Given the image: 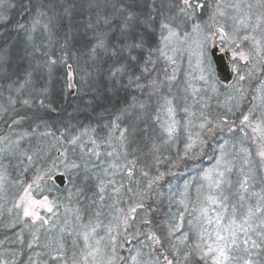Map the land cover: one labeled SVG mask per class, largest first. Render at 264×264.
Returning a JSON list of instances; mask_svg holds the SVG:
<instances>
[{
  "label": "rangeland",
  "instance_id": "374dc122",
  "mask_svg": "<svg viewBox=\"0 0 264 264\" xmlns=\"http://www.w3.org/2000/svg\"><path fill=\"white\" fill-rule=\"evenodd\" d=\"M189 2L181 0L173 12L164 3L159 55L167 75L152 76L146 87L158 94L153 119L163 139L145 153L130 145L133 118L147 115L142 104L137 116L128 111L129 128L115 122L106 139L87 134L79 156L71 147L77 144L70 142L18 188L9 168L26 135L9 131L13 123L0 125L5 131L0 134V219L19 230L15 239L0 241V264L16 263L5 254L10 250L2 249V243L16 241H24L29 251L25 264H193L189 255L205 264H254L264 218V185L255 183L257 176L264 181V0ZM5 14L0 11V19ZM44 25L38 19L26 30L30 54L13 48L0 55V120L19 98L36 97L43 89L38 76L17 83L13 69L20 56L31 62L36 55L48 57L46 40L38 46V31L48 32ZM215 46L229 53L227 82L217 75ZM34 72L45 79L48 69L39 65ZM73 81L69 70L70 91ZM162 141L173 146L169 158L157 154ZM80 168L94 181L88 197L74 185ZM58 175L64 177L62 185ZM55 186L65 192L58 195ZM228 193L237 194L236 209L230 210ZM192 230L199 241L190 253L186 242ZM124 242L131 247L120 252Z\"/></svg>",
  "mask_w": 264,
  "mask_h": 264
},
{
  "label": "trees",
  "instance_id": "16d2710c",
  "mask_svg": "<svg viewBox=\"0 0 264 264\" xmlns=\"http://www.w3.org/2000/svg\"><path fill=\"white\" fill-rule=\"evenodd\" d=\"M162 1L164 0H110L109 3L104 0H0V11L6 12V17L0 19L1 56L6 50L12 52L13 48L30 54L31 40L24 39L28 35L26 30L38 19L48 28V32H44L45 36L39 31L37 33L38 46L45 40L44 43L48 44L44 46L48 57L39 58L36 55V60L31 62L28 57L20 56L19 63L13 65L14 74L18 77L17 83L28 75L38 76L42 91L36 97H26L23 94L25 103L19 98L13 106L11 116L8 118L9 114L0 120V125L4 124L5 127H8V123H13L12 128L9 126V131L16 128L26 135L20 141V151L15 153L13 165L9 168L12 176L19 182L18 188L22 183H30L35 170L46 167L53 154L62 152L70 142L77 144L71 147L76 156H79L80 151L85 153L80 147L87 134L101 140L108 137L112 123L118 122L122 127L129 128L132 115H127L128 111L131 109L134 111L133 115L137 116V112L144 111L140 108L142 104L147 105V115L133 118L135 120L130 145H136L139 151L145 153L151 144L163 139L162 131L153 119L159 102L158 94L149 92L146 87L152 76L161 79L167 75L164 70L166 65L159 55L163 16L167 14L163 7L169 3L168 9L173 12L172 9L179 6L181 0ZM93 2L95 8L92 6ZM95 25L98 31H93ZM39 65L48 69L45 79L34 72ZM69 70L74 77V91L67 88ZM166 85L162 91H166ZM178 101L180 102L179 99ZM3 132V129L0 130V134ZM169 146L172 145L163 141L157 146V154L162 159L173 155V146L168 148ZM212 147L216 152L217 145L210 148ZM79 170L75 173L74 185L81 189L82 195L88 197L92 195L90 193L93 191L94 181L88 170ZM235 173L233 171L232 175ZM234 177L236 176L231 177L233 181ZM68 179L70 183V177ZM255 180L256 186L264 185L261 176H257ZM231 185L225 189L232 188ZM55 188L60 196L65 192L59 187ZM233 189L236 191L235 187ZM235 194L228 193L230 210L239 206ZM82 202L85 203V199ZM162 209H165L164 205ZM2 220L0 219V241L15 239L18 226L5 227V219ZM258 229L263 235L253 252L252 261L254 264H264V218ZM192 232L186 242L190 253L197 249L199 241L196 231ZM23 244L24 241H16L9 246L2 243V249L10 250L5 253L7 257L13 255L16 262L14 264H25L28 259L29 251ZM127 246L124 242L119 251ZM189 257L193 264L206 263L202 257ZM42 259L44 255L41 261Z\"/></svg>",
  "mask_w": 264,
  "mask_h": 264
},
{
  "label": "water",
  "instance_id": "95a60500",
  "mask_svg": "<svg viewBox=\"0 0 264 264\" xmlns=\"http://www.w3.org/2000/svg\"><path fill=\"white\" fill-rule=\"evenodd\" d=\"M211 55L215 64L218 77L226 82L229 81L232 77V72L228 63L229 53H220L218 47L215 46L211 50ZM55 180L61 185L64 183V177L62 175L56 176Z\"/></svg>",
  "mask_w": 264,
  "mask_h": 264
},
{
  "label": "snow or ice",
  "instance_id": "6c2138e0",
  "mask_svg": "<svg viewBox=\"0 0 264 264\" xmlns=\"http://www.w3.org/2000/svg\"><path fill=\"white\" fill-rule=\"evenodd\" d=\"M185 4L186 5H188V6H191V4H190V2H189V0H185ZM245 119H247V117H245ZM132 211L133 212H135L136 211V209L135 208H133L132 209ZM24 214L27 216V215H29V212H28V210L27 209H25V212H24ZM169 264H170V262H169Z\"/></svg>",
  "mask_w": 264,
  "mask_h": 264
}]
</instances>
